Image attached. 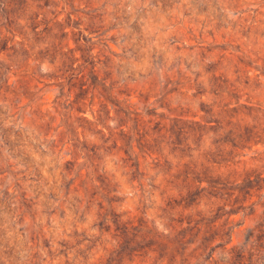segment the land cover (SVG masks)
I'll return each mask as SVG.
<instances>
[{"label": "rangeland", "instance_id": "1", "mask_svg": "<svg viewBox=\"0 0 264 264\" xmlns=\"http://www.w3.org/2000/svg\"><path fill=\"white\" fill-rule=\"evenodd\" d=\"M0 264H264V0H0Z\"/></svg>", "mask_w": 264, "mask_h": 264}]
</instances>
